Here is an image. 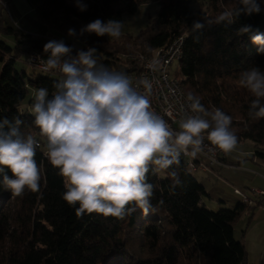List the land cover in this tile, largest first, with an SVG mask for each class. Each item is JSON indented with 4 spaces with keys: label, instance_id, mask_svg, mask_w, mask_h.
<instances>
[{
    "label": "trees",
    "instance_id": "16d2710c",
    "mask_svg": "<svg viewBox=\"0 0 264 264\" xmlns=\"http://www.w3.org/2000/svg\"><path fill=\"white\" fill-rule=\"evenodd\" d=\"M151 1L159 3V10L147 28L118 44L110 42L123 46L112 51L114 47L106 48V35L85 33L76 38L82 43L80 49L95 47L100 63L112 71L126 72L130 62L118 53L151 54L184 33L182 54L172 74L184 94L197 95L208 111L220 109L231 116V129L238 141L250 139L255 147L253 156L264 158V118L249 116L255 97L239 83L244 70L258 66L264 71V54H257L258 46L248 34H237L244 25L264 33V2L259 14L241 15L227 27L206 26L200 34L192 32L193 21L205 22L234 9L238 0H197L199 6L195 7L193 0H82L87 4L83 12L75 0H26L38 20L66 33L73 28L77 34L96 19L122 22L123 14ZM0 34L11 35L14 44L10 46L0 37V118L19 116L24 121L21 131L31 133L41 144L35 156L41 171L38 192L25 189L22 196H15L0 184V264H247L233 224L246 208L255 205L240 200L231 208L209 209L203 202L206 188L182 155L179 166L148 174V182L155 186L151 199L155 211L144 215L137 210L123 219L96 213L78 216L79 205L70 206L62 198L64 179L49 163L42 147L44 138L33 124V97L25 101L30 88L44 87L51 94L53 82L59 78L43 72L28 74L15 67L22 53L44 44L10 25L1 14ZM172 170L179 172L183 183L174 194L168 176Z\"/></svg>",
    "mask_w": 264,
    "mask_h": 264
},
{
    "label": "clouds",
    "instance_id": "9594fccd",
    "mask_svg": "<svg viewBox=\"0 0 264 264\" xmlns=\"http://www.w3.org/2000/svg\"><path fill=\"white\" fill-rule=\"evenodd\" d=\"M261 2L264 0H238L234 9L205 22L193 21L191 30L202 34L206 26H230L241 15L259 14ZM75 6L82 12L87 9L82 0H75ZM123 28L124 22L96 19L83 26L79 34L69 28L67 35L77 38L94 33L118 39ZM237 34H248L258 46L257 54H264V33L244 25ZM199 38L198 34L194 40L199 42ZM43 52L46 59L36 58L42 70H55L60 78L53 82L51 94L44 87L34 92L33 124L46 141L49 163L64 179L62 198L70 206L79 205L78 216L96 213L123 219L137 210L147 215L155 211L151 203L155 186L148 182L150 171L157 174L179 166L181 154L195 157L204 150L205 136L226 154L237 147L232 117L220 109L206 110L192 92L187 93L188 111L177 131L153 110L151 81L144 78L134 86L128 74L112 71L99 62L97 48L76 49L61 39L46 42ZM159 63L154 57L147 67L156 71ZM239 83L255 97L249 116L264 118V71L258 66L244 70ZM23 123L19 116L0 118V184L15 196H22L25 189L38 192L41 181L35 159L41 144L31 133L21 131ZM168 176L174 194L183 183L176 170L169 171Z\"/></svg>",
    "mask_w": 264,
    "mask_h": 264
},
{
    "label": "rangeland",
    "instance_id": "374dc122",
    "mask_svg": "<svg viewBox=\"0 0 264 264\" xmlns=\"http://www.w3.org/2000/svg\"><path fill=\"white\" fill-rule=\"evenodd\" d=\"M0 1L4 3V5H0L1 17H3L10 25L14 24L24 32L32 34L34 40L45 44L50 40L62 39L67 45H75L76 49L82 47V43L78 39L69 37L66 32H63V30L49 27L46 23L38 20L35 16L34 10L27 4L26 0H14L16 7L18 8V13L13 8H10L8 3H6V0ZM192 4L194 7L199 6L197 0H193ZM158 10L159 3L151 1L139 4L133 13L123 14L122 22H124V28L122 29V35L118 39L106 35V48L113 49L114 47L112 50L114 51L116 49L115 47L123 46L122 44H117L123 42L121 40L136 36L141 30L146 29L151 20L156 16ZM0 37L3 38L8 45H14L13 37L11 35L0 34ZM110 42H116L117 44ZM27 54H21L20 58L15 61V67L17 69H23L28 74L42 73L39 70H33L25 63ZM118 54L123 56L122 53ZM176 69L177 62H174L169 67L170 74H173ZM42 74L60 78V76L49 73ZM36 90L37 88H30L25 101H27L29 97L34 98V92ZM43 142L44 144L42 147L46 149L45 139H43ZM254 148V144L250 139H242L238 141L236 149L229 153L231 156L229 161L234 163L232 166L245 168L250 167L249 164H253L252 162H257L255 156H253ZM192 174L205 185L207 195L203 196V202L206 203V206L209 209L216 210L222 207L231 208L235 206L241 200V197L233 193V186L239 187V189L252 199V204L255 206L251 209L246 208L236 219L233 224V234L234 237L237 240H240L244 245L246 252L245 261L247 264H264V196L257 197L254 192V189L256 190L257 188H262L264 186H250L252 183L251 175L242 173V175L239 174L235 176L236 174H234L233 171L222 168H217L216 172L211 170L209 173L197 170L193 171ZM255 183L257 185L260 184L261 181L258 179ZM257 202H259V205H256Z\"/></svg>",
    "mask_w": 264,
    "mask_h": 264
},
{
    "label": "built area",
    "instance_id": "2783aa9c",
    "mask_svg": "<svg viewBox=\"0 0 264 264\" xmlns=\"http://www.w3.org/2000/svg\"><path fill=\"white\" fill-rule=\"evenodd\" d=\"M0 4L4 5L2 1ZM184 33L171 39L165 46L156 48L151 54L143 52H132L124 54V58L130 63L126 65L128 67L126 73L133 81V85L144 78H147L152 83V91L150 94V101L152 108L157 114L161 115L174 130H179L180 119L187 112V100L178 80L170 74L169 67L177 62L182 54V47L184 43ZM37 57H43L46 59V54L43 49L36 47L32 49L26 57L25 63L32 69L39 70L43 73H49L60 76L57 71L44 72L41 67V63ZM159 60V65L156 71H152L147 67L151 63L153 58ZM175 90L173 93L172 90ZM140 91H143V87H140ZM184 106L183 108L181 106ZM188 114H191L190 112ZM204 150L198 153L195 157L191 155L181 154L186 158L189 169L193 171H211L212 167L216 164H221L222 159L229 153H224L216 146L206 139L204 141ZM256 196L264 194V190H254ZM233 193L241 197V200L246 203H252V199L248 197L241 189L233 187Z\"/></svg>",
    "mask_w": 264,
    "mask_h": 264
},
{
    "label": "crops",
    "instance_id": "0c3cea01",
    "mask_svg": "<svg viewBox=\"0 0 264 264\" xmlns=\"http://www.w3.org/2000/svg\"><path fill=\"white\" fill-rule=\"evenodd\" d=\"M6 1L8 2V5L10 6V8H13L18 13V8L16 7L15 1L14 0H6ZM1 18H3V17H1ZM230 158H231V156H230V154H228V156L224 160L225 162L223 164H216V165H214L212 167V170H214L215 172H216V169L217 168H219V169L222 168V169L230 170V171H233L234 174H236L235 176H237L239 174L242 175V173L243 174L247 173V174H249V175L252 176V178H251L252 179V183L250 184V186H256V187L264 186V158L255 157L257 162H252L253 164H249L250 167H245V168H242V167H233L232 164H234V163H232V162L229 161ZM237 163H240V162H237ZM253 170H255V171H253ZM202 172H208V171H202ZM258 179L261 181V183H260L261 185L260 184H257L256 185L255 181L258 180ZM237 188H239V187H237ZM257 189L264 190V187H262V188L260 187V188H257ZM252 190H253V188H252ZM262 196H264V194H262L261 196H257V197H262Z\"/></svg>",
    "mask_w": 264,
    "mask_h": 264
}]
</instances>
